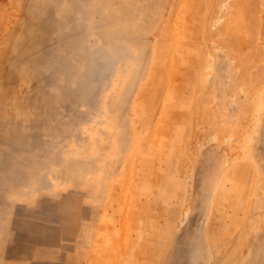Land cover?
Wrapping results in <instances>:
<instances>
[{
	"label": "rangeland",
	"instance_id": "374dc122",
	"mask_svg": "<svg viewBox=\"0 0 264 264\" xmlns=\"http://www.w3.org/2000/svg\"><path fill=\"white\" fill-rule=\"evenodd\" d=\"M0 264H264V0H0Z\"/></svg>",
	"mask_w": 264,
	"mask_h": 264
}]
</instances>
